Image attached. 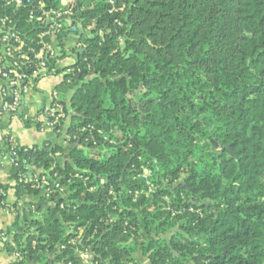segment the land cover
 <instances>
[{
	"label": "trees",
	"instance_id": "trees-1",
	"mask_svg": "<svg viewBox=\"0 0 264 264\" xmlns=\"http://www.w3.org/2000/svg\"><path fill=\"white\" fill-rule=\"evenodd\" d=\"M106 1L77 4L81 49L54 88L71 145L18 151L17 198L54 208L17 220L16 247L37 264H80L81 248L139 264L145 233L150 264H264V0H117L114 15ZM27 166L57 175L66 197L20 184Z\"/></svg>",
	"mask_w": 264,
	"mask_h": 264
},
{
	"label": "built area",
	"instance_id": "built-area-1",
	"mask_svg": "<svg viewBox=\"0 0 264 264\" xmlns=\"http://www.w3.org/2000/svg\"><path fill=\"white\" fill-rule=\"evenodd\" d=\"M82 1L89 2L88 6L93 3L91 0H0V130L11 119H31V127L37 132L51 135L50 139L64 134V142L71 145L67 134L71 109L55 87L43 94L45 102L42 109L33 116L28 115L24 102L29 95L42 91L45 82L55 80L56 85L71 83L70 76L77 63V52L81 49L78 38L71 37V30H75V11L77 4ZM106 3L110 7V15L123 12L117 0H107ZM81 132H94L104 142L109 141L102 130L94 127L85 128ZM3 138L6 141H2ZM90 140L97 147L94 137ZM109 143L115 144L114 141ZM22 146L8 132L1 137L0 167L8 165L18 173V151ZM26 171L18 176L20 184L31 183L32 188L41 191V196L47 199L56 197L57 193L66 197L57 175H46L42 169L34 166H27ZM148 177L149 174H144L145 179ZM148 186L152 190L149 183ZM111 194L114 195L113 192ZM82 234L83 230L80 229L78 238L69 244L77 245ZM0 242L3 246L12 242L7 229L0 232ZM65 248L62 247V250ZM78 254L88 260L82 264H98L92 262L90 250L81 248ZM15 259L18 262L22 260L20 252L15 254Z\"/></svg>",
	"mask_w": 264,
	"mask_h": 264
},
{
	"label": "crops",
	"instance_id": "crops-1",
	"mask_svg": "<svg viewBox=\"0 0 264 264\" xmlns=\"http://www.w3.org/2000/svg\"><path fill=\"white\" fill-rule=\"evenodd\" d=\"M49 84V82H45L42 85V91L34 92L25 99L24 103L29 116L39 113L42 109V101L44 100L43 94L51 91L53 88L50 87ZM37 104L40 106L38 109L36 107ZM31 108L33 110H29ZM10 122L11 123L8 129L2 128L0 130V138L4 137L8 132L15 136L21 145L33 147L35 145L41 146L51 137L49 134L37 132L31 126L26 127L21 120H11ZM44 136H47V138L45 139ZM57 138L58 137H54L53 140L58 142ZM59 144L62 146L67 145L64 141L60 142ZM16 174L17 170L11 166L5 165L0 167V232L3 229H7L9 234H11L12 240V242L6 246H3L0 242V264H37L30 260L24 242H20L21 247H16L17 245L14 238L16 235V230L14 228V224L17 222V220H20L21 223H24L31 219L35 207H41L44 209L54 208V204L43 201L40 196L25 195L21 199H18L16 194ZM11 246L16 249L15 252H11L9 250ZM17 250L18 252H20L19 250L25 252H20L22 255V260L19 262L15 259ZM78 258L81 260L79 254ZM134 258L139 264H150L149 260L142 255L141 244L137 246V251L134 255ZM80 264H82L81 261Z\"/></svg>",
	"mask_w": 264,
	"mask_h": 264
},
{
	"label": "rangeland",
	"instance_id": "rangeland-1",
	"mask_svg": "<svg viewBox=\"0 0 264 264\" xmlns=\"http://www.w3.org/2000/svg\"><path fill=\"white\" fill-rule=\"evenodd\" d=\"M95 2V1H94ZM90 3L91 4V6L90 7H93L94 6V4L95 3ZM89 4H86V6L85 7H87ZM89 7V6H88ZM50 87H55L56 86V81L55 80H51V82H50ZM44 100L42 101V106H43V104H44ZM36 103H37V100H36ZM36 107H37V109H38V107H40L39 106V104H37L36 105ZM29 110H33L32 108L31 109H29ZM12 120V119H11ZM13 121V120H12ZM10 121L5 125V126H3L4 128L3 129H8V127L10 126ZM23 124V123H22ZM26 133V132H25ZM28 134V133H27ZM39 135H41V134H39ZM42 136V135H41ZM45 137V139L47 138V136H44ZM58 139V142L60 141V142H63L64 141V139H65V135L64 134H61L60 135V137H58L57 138ZM59 142V143H60ZM65 146V145H64ZM68 147V144L65 146V148H67ZM66 158V156L64 157V159ZM144 174H149L150 176H151V172L150 171H148V170H146L145 172H144ZM153 189V188H152ZM49 203V202H48ZM151 237H153V236H150V237H148L145 233H143V236L141 237V238H139L138 240H137V244L138 245H140V244H142L143 242H144V240H146V239H148V238H151ZM136 251H137V248H136ZM82 263L83 262H87L88 260L86 259V258H82L81 257V260H80Z\"/></svg>",
	"mask_w": 264,
	"mask_h": 264
}]
</instances>
